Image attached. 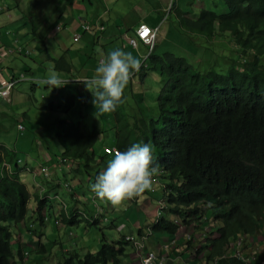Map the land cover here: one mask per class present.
Instances as JSON below:
<instances>
[{
	"label": "trees",
	"instance_id": "trees-1",
	"mask_svg": "<svg viewBox=\"0 0 264 264\" xmlns=\"http://www.w3.org/2000/svg\"><path fill=\"white\" fill-rule=\"evenodd\" d=\"M13 1L20 4L22 0ZM223 2L224 13L200 10L191 19L180 12L178 18L192 38L213 42L218 35L216 42L221 43L223 52L237 50L239 58L230 60L228 68L200 72L185 58L158 55L155 46L134 74L140 82L148 72L160 75L161 89L152 94L151 102L134 94L131 85L124 93L125 102L110 113L111 121L95 120L88 129L76 121L61 120L56 137L63 147L61 157L78 162L74 171L87 173L90 187L110 156L101 145L98 153L95 151L100 135L109 141L105 147L120 151L134 143H150L153 165L159 166L154 179L164 193L168 213L166 217L162 214L165 210L161 211L150 226L151 233L172 237L183 227H193L197 233L214 225L204 242L194 247L196 259L201 264H246L227 251L242 235L254 238L264 228V0ZM50 60L57 70L68 64L64 58L50 56ZM149 64L153 67L145 72L143 67ZM108 131L112 134L105 136ZM43 176L50 177L49 170ZM29 199L26 185L3 165L0 264H22L25 258L14 226L24 223ZM36 201V220L44 225L48 201ZM83 201L87 200L78 203ZM107 207L100 209L111 211L112 207ZM65 210L61 218L66 225H101V213L95 218L93 212L85 214L75 205ZM130 245L125 235L111 241L103 236L98 251L83 256L76 250L68 252L63 264H122Z\"/></svg>",
	"mask_w": 264,
	"mask_h": 264
},
{
	"label": "crops",
	"instance_id": "crops-1",
	"mask_svg": "<svg viewBox=\"0 0 264 264\" xmlns=\"http://www.w3.org/2000/svg\"><path fill=\"white\" fill-rule=\"evenodd\" d=\"M48 1L50 0L44 1L40 7L29 11L24 9L23 0L20 4H16L13 0H0V79L14 81L10 98H0V173L3 165L7 164V167L10 166V172L13 175L15 172L22 183L26 185L25 180L29 179L34 188L26 186L29 194H31L28 208H32L31 203L33 202L35 204L33 211L37 207L36 199H44L46 197L44 192L32 191V188H36L31 176L27 175V173L35 172V175L44 178L42 168H47L50 172V177L46 178L50 180L48 188L54 190L55 187L53 186L61 181L62 175L60 172L64 175L65 169L63 170V167L67 170L65 173H69L71 176L72 173L70 171L74 173V169L78 165V162H68L65 157H61V153L64 151L61 144L57 141L56 134L60 130L59 122L61 120H73L78 122L79 125L86 126L85 120L87 115H89L87 112L95 110L91 99L92 93L86 89L83 82L78 81L90 79L94 75L92 66L94 62L90 63L89 66L84 65L85 57H88L84 51L87 45L90 46L91 41L94 40L97 44L106 41V45L110 44L111 50H114L127 44L125 45V51L133 54V51L138 47L136 49L132 48L129 39L134 37L138 25L146 24L151 28H159L160 32L159 24L161 23V20L155 16L160 10L154 9L152 11L154 14L152 12L143 13L144 18L142 20L145 23L140 21L138 24L127 23L123 19L124 25L121 24L120 19L114 21L116 23L115 26H110L111 19L108 10L110 11L111 8H114L116 0H95L94 2L100 3L102 7L100 13L94 9V2H91V0H66V2L63 0L52 6L50 3L48 6ZM200 4L198 2L197 6ZM138 9L142 10V8ZM83 24L91 26L92 30L84 33L81 29ZM114 27L120 29V32H113ZM125 31H129L131 34ZM64 32H69V35L62 37ZM76 33L80 34L78 41L73 40ZM122 39H126L127 42ZM139 45L143 46L142 44ZM19 46L23 51H29L31 55L25 56L23 53L6 55L8 48L16 50ZM91 50L93 51L94 47ZM36 52L39 54L36 60H27ZM50 56L58 60L64 58L68 64H62V70H57L50 60ZM77 63H83L82 65L85 68L80 71L76 67ZM90 67L92 71L89 74L88 69ZM52 70L59 74L65 85L51 88L43 83ZM79 73L84 74L79 76ZM134 77L133 75L132 78L134 79ZM131 85L130 83L128 84L127 90ZM47 106H50L53 109L52 112L59 113V115H53V119H48V114H46ZM19 124L25 126L22 134L18 128ZM105 145L107 146V143L103 142L101 149ZM41 146L43 148L42 152L36 155L33 160L34 162H43L38 168H34L32 165L20 166L22 161L18 163V160L21 159V154L29 153L35 147L41 148ZM107 158H110V156ZM63 160H66V164L61 163ZM77 173L79 175L77 176L79 184L77 183L74 187L75 193H69L71 197L75 194V198H71L72 205L68 206L64 202L56 201V204L49 209L56 215L58 211L62 210L64 212L65 209H69L73 205H75L76 209H81L78 202L86 197L85 189L89 183V176L87 173L82 176L83 172L81 171ZM89 195H91L89 197H93L95 193L90 192ZM143 202L137 204L138 208L134 209L131 207L132 212L121 213V216L123 214L125 216L120 221L124 231L129 228L128 226L135 228V230L141 228L142 225L137 219L139 212L145 213L141 207L150 204L148 199H144ZM82 211L85 214L90 212H86L84 209ZM101 211V214H103V218L100 219L101 224L111 221L109 216L112 212L106 211L104 208ZM113 212V219L118 221L117 211ZM47 222L42 225V228L46 226ZM58 222L59 225L57 226H61V229H66V224L62 222L60 216H58ZM36 226L25 225V222L22 225L14 226V231L19 241V248L23 250V255L25 256L21 260L22 264H36L35 259L31 260V258L32 255L38 253H43L41 264H46V261H49V264L52 261L53 264H59L60 261V264H63L65 256H55L56 258L53 259L54 256H51L47 249V244H50V242L44 240L46 233L39 234L36 231ZM68 226L69 229L61 230L60 235H72L71 227L73 226ZM121 226L117 227L118 232L122 230ZM39 235H41L40 238ZM33 236L37 239L35 242L29 239V237ZM135 239L137 244H144L145 251H153L159 254L164 253V247L170 244L168 241L159 244L155 240L145 242L142 236ZM185 242L183 239L182 241L177 239V247H172V250L167 254L165 264H197L193 247H187ZM55 245L57 246L58 243ZM134 247L131 248L132 252L129 253V257L123 259L122 264H141V257ZM74 250L71 249L68 252H73ZM16 261L18 262V258Z\"/></svg>",
	"mask_w": 264,
	"mask_h": 264
},
{
	"label": "rangeland",
	"instance_id": "rangeland-1",
	"mask_svg": "<svg viewBox=\"0 0 264 264\" xmlns=\"http://www.w3.org/2000/svg\"><path fill=\"white\" fill-rule=\"evenodd\" d=\"M44 1L46 0H23V5L25 10H34L35 8L40 7ZM58 1L63 0H50L48 1L51 6ZM66 2V0H64ZM95 0H91V2H94ZM200 2L201 4L197 6V3ZM94 9L96 11L101 10L100 3H93ZM138 8H142V10H139ZM154 9H159V13H156L155 16L161 20V23L159 24L160 32L158 34V39L156 42V53L158 55H162L165 53L174 54L177 57L185 58L196 70L200 72L209 71L211 69H217L222 66H227V68L230 65V60H237L239 58V52L236 50L232 53H228L229 51H224L221 47V43H217L216 40L218 39V35H216L215 41L207 40L205 37L199 38V36H194L193 38L185 33L184 29L182 28L180 22H179V14L182 12L183 14H187L191 19H193L194 15L196 13H199L200 10H214L216 12L224 13L226 12V6L223 0H116L114 4V8H111L109 12L110 17V26H115L116 20L121 19V24L125 25L124 20L129 23L133 22V24H138V22H144L142 18H144L143 13H149L152 12ZM52 13V10H51ZM154 14V12H152ZM124 19V20H123ZM113 32H120V29L114 27ZM128 34H131L129 31H125ZM85 33V32H84ZM69 32L62 33L63 36H68ZM92 36V34H91ZM101 37V36H100ZM121 40V39H120ZM124 42H127L126 39H122ZM106 41H102L99 44H97L94 41H91L90 46L87 45V48L84 50L85 53H87L88 57H85V64L88 65L92 62L93 71L95 70L96 66L99 63V60L106 56L108 51L111 50V45L105 43ZM125 45L122 47V49L125 50ZM94 47V50L92 51L91 48ZM152 51V48H147L144 46L139 45L136 50L133 51V55L137 56L141 59V65L145 62L144 59L147 57L148 53ZM70 54V52H69ZM39 56L38 52L34 53L32 57L27 58V60H36V58ZM225 57H229V60H226ZM78 64L76 67L81 71L84 65ZM82 66V67H81ZM150 67H153L151 64L145 65L143 67V70L146 72ZM226 68V69H227ZM225 70V69H224ZM92 71L91 67L88 69V73L90 74ZM84 73H79V76L83 75ZM139 77H134L130 81V84H132V89L134 94H137L138 97H144L145 102H151V97L153 96V93L158 92L161 89V77L156 72H148L147 76L143 79V82H140L138 79ZM132 92V93H133ZM125 93H127V88L125 89ZM141 96H140V95ZM130 97V95L127 97V99ZM154 98H157V95L154 96ZM93 100V96L91 98ZM48 114V119H53V115H59V113L52 112L53 109L50 108V106L46 107ZM87 110V109H86ZM75 111V110H74ZM95 110H89L86 117V126L91 127L94 120L105 123L106 121H111L110 113L100 116L99 119H97L94 115ZM107 116V117H106ZM104 119H106L105 122ZM106 127L107 124H104ZM24 126V125H23ZM25 129V126H24ZM23 129V130H24ZM23 130H21V134L23 133ZM112 134L111 131H108L105 136H110ZM99 144L96 145V153L99 151V146L103 142H109L103 135H100L99 138ZM43 150L42 146L41 148L35 147V149L29 151V153L21 154V159L18 160V163L22 161L23 165H32L34 168H38L41 163L43 162H34L35 156L41 153ZM38 153L36 154V152ZM110 158H107V161ZM105 167V166H104ZM65 169V170H64ZM104 169V168H103ZM64 175L61 173V181L59 183L60 187H56L54 190L51 188H48L49 185V179L43 178L41 176L35 175V172H29L27 175L31 176V180L35 185L36 189H33V185L31 182H29V179L25 180L27 187H33L32 191L36 192H44V196L48 201L49 208H47L46 212L49 213V219L44 228H42V224L36 220L37 215L33 211V206L35 205L33 202L31 203V209L28 208L27 215L25 217V225H37L36 231L40 233H46V238L44 240H48L50 244H47L48 252L51 256H54L53 259H55V256H65L68 251L71 249H75L80 256H83L85 252H96L101 247V239L104 236L108 241L111 240H117L120 238L121 235H125L126 239L132 238L131 236H134L135 238H140L142 236L143 240L145 242L153 241L155 240L156 243L161 242H170V236L166 233H151L150 226L152 223L157 221L158 216L160 215L162 210L163 216L167 217V210L165 207H162V202L166 205L165 201H163L164 193L161 189V186L159 185V182H155L153 189L151 191H146L143 193L140 197L133 198L131 200L125 201L119 209L114 208L109 202L102 201L98 199L96 196L95 198L89 197L91 187L88 186L85 189V199L87 201H83L79 203V206L84 209L88 214L92 213L96 205H98L100 208L101 206H104V208H108L109 205L112 207L111 209V215L109 216L110 220L106 224H101L100 226H87V225H79V226H73L71 227L72 235L68 234H61V230L69 229V226L66 225V229H61V226L58 222V216H61L63 213L62 210L58 211V214L56 215L52 211H50V207L54 206L56 204V201L62 203L64 202L66 205L70 206L71 204V195L69 196V193H75L74 187L79 184L77 182V176L78 173L74 171H70L72 175L70 176L69 173H65L67 170L65 167H63ZM26 175V176H27ZM82 176H85V172L82 173ZM69 179V180H68ZM68 180V181H67ZM92 181V180H91ZM70 183L71 190H69L66 185ZM69 186V185H68ZM41 187V188H40ZM78 195V193H77ZM41 199V198H40ZM148 199L150 201V204L141 207L142 211L139 212V217L137 218L138 221L141 223V228L139 230H135V228H129L124 231V228L122 223L120 222L122 220V217H125L124 214L121 216V213L130 211L132 212V208H138L137 204L144 203L143 200ZM122 208V209H121ZM102 210V209H100ZM65 211H68L66 209ZM117 211V220L113 219L114 212ZM62 212V213H61ZM96 213V211H94ZM161 214V215H162ZM160 215V216H161ZM116 222H115V221ZM171 221H176L174 219H169ZM118 222V223H117ZM109 225V228H108ZM121 226L122 230L120 232L117 231V227ZM141 232V234H140ZM156 234V235H154ZM262 236V235H261ZM177 238L178 241L185 240V235L181 229L179 232L174 236V238ZM259 234L255 236V240H259ZM263 237V236H262ZM33 242H35L37 239L36 237H29ZM199 240L195 242V244H198ZM38 243V242H37ZM58 243L56 246L55 244ZM263 243L264 241L259 240V243L254 244L253 246L257 247L259 244ZM187 243L185 242V245ZM134 245L131 243L130 247L127 250V257H129V253L132 252V249ZM174 247H177V243L174 245ZM13 249L15 252L18 251V246L13 245ZM135 249V247H134ZM43 253H38L32 255L31 260L35 259L36 264H41L43 261ZM46 264H49V261H46ZM53 264V261L51 262ZM60 264V261H59Z\"/></svg>",
	"mask_w": 264,
	"mask_h": 264
},
{
	"label": "clouds",
	"instance_id": "clouds-1",
	"mask_svg": "<svg viewBox=\"0 0 264 264\" xmlns=\"http://www.w3.org/2000/svg\"><path fill=\"white\" fill-rule=\"evenodd\" d=\"M151 29H158L159 34V28ZM139 44L145 46L141 41H138L137 47ZM155 46L156 43L154 47ZM145 47L150 48L148 46ZM18 48L20 49V52H16ZM18 48L16 50L8 48L10 53L7 51L6 55L15 53H23L25 56L31 55L29 51H23L20 46ZM146 58L144 61H146ZM140 68V58L122 48H116L108 52L106 56H103L99 60V63L94 70V75L90 79L78 80L83 82L86 89L92 93V103L96 109L94 115L97 119H99L100 116L114 112L120 104L125 102V89L132 80L134 73L139 72ZM43 83L51 88L65 85V82L61 80L59 74L55 70H52L49 73L47 79L43 81ZM4 165L10 170V166L7 167V164ZM158 171L159 166L153 165L152 145L150 143H134L124 151L114 150L110 153V159L107 161L106 167L99 172L95 178V182L91 185V191L95 193L93 198L96 196L98 199L109 202L114 208L119 209L125 201L140 197L146 191H151L155 182H158L157 179H154V176ZM68 185V189L71 190L70 184ZM162 207H164V202H162ZM95 211L96 213L93 211V216L95 218L97 217L95 214L102 213L98 205H96ZM44 216L46 223L49 219V213L45 212ZM212 227H214V225H207L204 227L203 231L197 233H195L193 227L189 229L183 227L181 231H183L185 235L184 242L186 241L187 247L192 246L193 249L194 247L197 248L204 242L207 234L212 232L210 230ZM259 236V240L264 241V228L259 233ZM254 238L249 235H242L228 247L227 254L245 261L246 264L248 258L250 259L249 261L253 258H255V262L259 261V257H264V245L261 243L257 247L253 246L254 244L259 243V240L256 241ZM126 240L134 244L136 247V252L139 253L141 257V264H143L142 256L147 253H154L157 256V259L162 260V264H165L167 254L177 243L176 237L174 238V236H170V244L164 247V253L159 254L153 251H145L144 244H137L134 237ZM198 240V244H195ZM238 253L243 254L244 257L241 258L237 256ZM195 256L194 250V258L196 259ZM197 264H201V262L197 260Z\"/></svg>",
	"mask_w": 264,
	"mask_h": 264
},
{
	"label": "built area",
	"instance_id": "built-area-1",
	"mask_svg": "<svg viewBox=\"0 0 264 264\" xmlns=\"http://www.w3.org/2000/svg\"><path fill=\"white\" fill-rule=\"evenodd\" d=\"M81 29L83 31H90L92 30V27L89 25H82ZM158 38V29H151L147 25H139V27L135 31V37L130 38L129 43L132 46V48L137 47V42L141 41L145 46H148L150 48H153ZM80 39L79 34H75L73 37L74 41H78ZM10 53V51H8ZM16 52H20V49L18 48ZM14 82H9L5 79H0V98L3 99H9L10 98V92L13 88ZM19 130H23L24 126L22 124L18 125ZM114 150H118L112 146H108L104 148V152L106 154L112 153ZM61 163H66V160H63ZM42 171L46 173L47 175V168H42ZM68 188V185H66ZM237 256L243 258V254L238 253ZM247 264H253L255 261V258H253L251 261L250 259H247ZM142 262L143 264H162V260L157 259V256L154 253H147L146 255L142 256ZM256 264H264V257H259V261L256 262Z\"/></svg>",
	"mask_w": 264,
	"mask_h": 264
}]
</instances>
